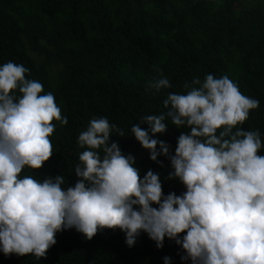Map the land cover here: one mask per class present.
Here are the masks:
<instances>
[{
  "label": "clouds",
  "instance_id": "clouds-1",
  "mask_svg": "<svg viewBox=\"0 0 264 264\" xmlns=\"http://www.w3.org/2000/svg\"><path fill=\"white\" fill-rule=\"evenodd\" d=\"M154 71L146 91L170 88L162 70ZM28 72L12 61L0 66V252L39 259L63 230L74 228L91 240L103 229H119L130 248L141 232L158 249L167 237L190 264H264V144L259 130L237 127L258 100L228 76L207 74L203 82H186V94L169 93L166 111L132 125L131 135L151 161L163 167L158 157L169 160L166 178L184 186L180 195L164 194L158 172L149 169L141 177L135 157L110 142L113 132L125 137L124 130L105 117L93 118L79 134L85 150L68 186L62 174L22 175L53 156V122L68 123L54 95L41 94L43 85L27 79ZM166 120L189 129L178 136L174 153L155 138L167 131ZM170 262L165 256L164 264Z\"/></svg>",
  "mask_w": 264,
  "mask_h": 264
},
{
  "label": "trees",
  "instance_id": "trees-1",
  "mask_svg": "<svg viewBox=\"0 0 264 264\" xmlns=\"http://www.w3.org/2000/svg\"><path fill=\"white\" fill-rule=\"evenodd\" d=\"M242 1L0 0V66L12 61L28 68L26 78L43 85L41 94L54 95L68 121L53 122L50 160L22 175L62 174L74 185V168L85 150L78 136L90 120L105 117L124 130L125 137L113 132L110 142L135 157L141 177L149 169L158 172L164 194L180 195L184 186L166 178L169 160L158 157L163 167L151 161L130 129L142 116L166 111L169 93L186 94V82L194 77L203 82L207 74L228 76L242 94L259 101L237 127L259 130L264 144V11L259 4L238 9ZM154 66L171 83L159 93L146 91V82L157 76ZM165 123L167 131L155 138L174 153L178 136L189 129ZM55 239L46 257L0 252V264H164L165 256L170 264H190L181 260L184 253L175 241L166 237L158 249L143 232L131 248L119 229H103L87 240L73 228Z\"/></svg>",
  "mask_w": 264,
  "mask_h": 264
},
{
  "label": "rangeland",
  "instance_id": "rangeland-1",
  "mask_svg": "<svg viewBox=\"0 0 264 264\" xmlns=\"http://www.w3.org/2000/svg\"><path fill=\"white\" fill-rule=\"evenodd\" d=\"M258 4L260 5L261 9L264 11V0H243L242 3L239 4L238 9H249Z\"/></svg>",
  "mask_w": 264,
  "mask_h": 264
}]
</instances>
